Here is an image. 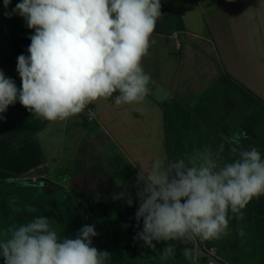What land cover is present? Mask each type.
<instances>
[{"label": "clouds", "instance_id": "1", "mask_svg": "<svg viewBox=\"0 0 264 264\" xmlns=\"http://www.w3.org/2000/svg\"><path fill=\"white\" fill-rule=\"evenodd\" d=\"M11 0H3L7 10ZM5 15L21 16L34 31L29 55L17 58L15 81L0 70V120L17 101L47 122L65 121L98 100L136 104L148 95L151 75L143 68L161 17V0H21ZM244 134L233 135L237 146ZM224 145L196 148L172 159L167 155L141 167L136 177L134 219L142 228L135 239L155 249L165 242L164 261L176 244L216 240L228 234L229 214L243 218L254 197L264 195V156L256 147ZM132 207L128 191L114 195ZM94 225L62 237L47 216L0 229L3 264H109L108 251L93 246ZM155 242V243H154ZM187 255V250H185Z\"/></svg>", "mask_w": 264, "mask_h": 264}, {"label": "crops", "instance_id": "2", "mask_svg": "<svg viewBox=\"0 0 264 264\" xmlns=\"http://www.w3.org/2000/svg\"><path fill=\"white\" fill-rule=\"evenodd\" d=\"M192 1L210 6L204 11L208 22L226 19L236 22L237 27L245 21L252 24L250 30L237 29L228 40L223 38V42L219 40L221 32L216 33L209 24L211 38L205 40L213 45L215 52L217 50L220 78L205 88H195L196 93L192 95H199V108L193 109L175 101L167 104L170 158L204 145L215 150L221 144L224 145L222 155L225 160L234 157V147H256L264 156V0ZM19 2L21 0H11L6 10L3 0H0V70L13 79L18 88L21 79L16 70L17 58L21 54L29 55V37L34 34L21 16L8 18L5 15ZM161 13L151 37L154 43L142 61L145 72L151 75L149 84L154 85L159 84L163 75H168L170 81L174 78L156 65V58L158 61L161 58L160 53L156 55L154 44L160 39L173 41L175 34L189 33L179 13L163 5ZM184 42L178 46L176 41L174 49L178 53L185 50L187 65L195 50ZM207 50L204 52L202 47V60L207 57ZM148 58L150 66L146 65ZM206 72L209 73L208 69ZM184 75V79L189 78L188 72ZM168 92L170 96H189L192 89H188L186 84H181V88L169 85ZM2 115L5 119L0 120V229L19 226L42 215L50 218L62 237H74L84 225H94L98 235L93 238V246L110 253L109 264H201L204 247L217 248L223 260L221 264H264V195L250 201L243 210L242 219H236L230 213L228 234L220 239L169 242L176 244V252L174 257L164 261L161 252L165 242L156 243L152 249L135 239L142 228V221L137 227L134 219L138 207L135 199L137 172L118 169L120 163L113 162L110 157L108 162L112 168L120 170L115 176L103 170L100 178L92 175L81 177L75 168L61 167V158L51 154V140L43 137L47 121L28 111L18 101ZM143 117L147 120L146 126L151 128L149 112L145 111ZM241 133L244 135L237 146L230 138ZM100 136L110 139L108 135L107 139ZM87 140L84 141L89 145L94 141L91 138ZM123 191L132 194V207L123 199L113 198ZM0 264H3L2 258Z\"/></svg>", "mask_w": 264, "mask_h": 264}, {"label": "rangeland", "instance_id": "3", "mask_svg": "<svg viewBox=\"0 0 264 264\" xmlns=\"http://www.w3.org/2000/svg\"><path fill=\"white\" fill-rule=\"evenodd\" d=\"M161 5L179 13L183 17L185 30L189 32L181 36L175 34L173 41L160 39L154 44L157 50L156 55L160 53L161 58L159 61L156 58V65L161 66L167 73H171L174 78L170 81L168 75H163L159 84H149L150 91L140 103L118 106L114 103V99H101L89 106L91 112L94 113L91 118L86 111L65 121L48 122L43 137L51 140L50 152L61 158L60 161L63 164L61 167L75 168L81 177L92 175L100 178L103 170H108L113 176L120 171L117 167L116 171L112 168V164H109L110 157L113 162L120 163L118 169L123 168L128 172H138L141 167L146 168L155 158L165 155L170 158L171 134L166 112L168 105L175 101L183 106L189 105L193 109L199 108L197 99L199 95H192L195 88H205L208 83L217 82L220 78V65L216 59L217 50L215 52L212 49L213 45L206 43L205 40L211 38L210 25L216 33L221 32L219 38L221 42L223 38L226 40L231 38V34L237 29L240 30L242 27L247 31L251 29L252 22L249 21L241 22V26L238 27L233 20L208 22L209 20H206L204 15V11L210 7L208 4H200V2L197 4L192 0H161ZM202 38L204 41L201 40ZM176 41L179 42L178 46L185 44L184 41H186L195 50L191 62L187 65L184 60L185 50L178 53L174 49ZM202 47H204V52L208 49L206 52L208 58L204 57L203 60L200 53ZM177 57L181 58V61ZM146 65H152L149 58L146 60ZM202 68H204L203 71ZM184 72L185 74L188 72L189 78L184 79ZM181 84H186L188 89H192L191 95L170 96L169 85L181 88ZM145 111L151 115L149 117L151 128L146 126L147 120L143 117ZM98 131H100L99 134ZM94 132L97 134V140L95 139L96 134L93 136ZM100 134L106 139L108 135L110 139H102ZM87 138L94 141H90L89 145ZM51 166L53 167V164ZM216 264L221 263L216 262Z\"/></svg>", "mask_w": 264, "mask_h": 264}, {"label": "built area", "instance_id": "4", "mask_svg": "<svg viewBox=\"0 0 264 264\" xmlns=\"http://www.w3.org/2000/svg\"><path fill=\"white\" fill-rule=\"evenodd\" d=\"M222 258L217 248L204 247L201 257V262L204 264H216V262H222Z\"/></svg>", "mask_w": 264, "mask_h": 264}, {"label": "flooded vegetation", "instance_id": "5", "mask_svg": "<svg viewBox=\"0 0 264 264\" xmlns=\"http://www.w3.org/2000/svg\"><path fill=\"white\" fill-rule=\"evenodd\" d=\"M122 170H124V169H122Z\"/></svg>", "mask_w": 264, "mask_h": 264}]
</instances>
